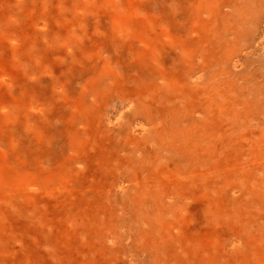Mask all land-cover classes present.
Returning a JSON list of instances; mask_svg holds the SVG:
<instances>
[{"label":"rangeland","instance_id":"374dc122","mask_svg":"<svg viewBox=\"0 0 264 264\" xmlns=\"http://www.w3.org/2000/svg\"><path fill=\"white\" fill-rule=\"evenodd\" d=\"M0 264H264V0H0Z\"/></svg>","mask_w":264,"mask_h":264},{"label":"bare ground","instance_id":"6f19581e","mask_svg":"<svg viewBox=\"0 0 264 264\" xmlns=\"http://www.w3.org/2000/svg\"><path fill=\"white\" fill-rule=\"evenodd\" d=\"M23 37H24V36H23ZM40 51H41V50H40ZM34 56H35V55H34ZM41 58H42V56H41ZM11 68H12V67H11ZM19 69H20V68H19ZM29 73H30V72H29ZM97 83H98V82H97ZM91 85H92V84H91ZM92 93H93V92H92ZM90 98H91V97H90ZM88 102H89V101H88ZM93 106H94V105H93ZM89 108H90V106H89ZM91 108H92V107H91ZM91 108H90V109H91ZM72 109H73V108H72ZM92 109H93V108H92ZM107 109H108V108H107ZM107 109H106V110H107ZM83 110H85V109H83ZM88 110H89V109H88ZM77 112H78V110H77ZM83 112H84V111H83ZM72 113H73V112H72ZM103 113H104V112H103ZM105 113H106V112H105ZM105 113H104V114H105ZM100 116H101V115H100ZM102 116H103V115H102ZM105 116H106V114H105ZM108 116H109V114H108ZM78 117H79V116H78ZM117 117H118V116H117ZM80 119H81V118H80ZM100 119H101V118H100ZM118 120H119V119H118ZM101 121H102V120H101ZM123 121H124V120H123ZM71 122H72V121H71ZM103 122H104V121H103ZM105 122H107V121H105ZM109 123H110V122H109ZM70 124H71V123H70ZM76 124H77V123H76ZM114 124H115V123H114ZM116 124H117V123H116ZM80 125H81V124H80ZM80 125H79V126H80ZM99 125H100V124H99ZM99 125H98V126H99ZM102 125H104V124H102ZM70 126H73V124L70 125ZM82 126H83V125H82ZM84 126H85V125H84ZM100 126H101V125H100ZM104 126H105V125H104ZM109 126H110V125H109ZM126 126H127V125H126ZM75 127H76V126H75ZM43 128H44V127H43ZM76 128H77V127H76ZM78 128H79V127H78ZM108 128H109V127H108ZM137 128H138V127H137ZM137 128H136V129H137ZM78 130H79V129H78ZM107 130H108V129H107ZM85 131H86V130H85ZM110 132H112V131H110ZM116 132H117V131H116ZM62 133H63V132H62ZM62 133H61V134H62ZM125 133H126V132H125ZM34 135H35V134H34ZM86 135H87V134H86ZM60 136H61V135H60ZM63 136H64V135H63ZM87 136H88V135H87ZM60 140H61V139H60ZM33 141H34V140H33ZM33 141H32V142H33ZM58 143H59V142H58ZM44 144H45V143H44ZM89 144H90V143H89ZM61 146H62V145H61ZM74 146H75V145H74ZM89 146H91V145H89ZM41 147H42V146H41ZM43 147H44V146H43ZM39 148H40V147H39ZM56 148H57V147H56ZM62 149H63V148H62ZM83 149H84V148H83ZM84 151H85V149H84ZM89 151H90V150H89ZM82 152H83V150H82ZM33 153H34V151H33ZM42 153H43V152H42ZM64 153H65V152H64ZM83 153H84V152H83ZM86 153H87V152H86ZM53 155H54V154H53ZM61 155H62V154H61ZM84 155H85V154H84ZM68 159H69V158H68ZM37 161H38V160H37ZM47 161H48V160H47ZM49 161H50V160H49ZM69 162H70V161H69ZM63 167H65V166H63ZM68 167H69V166H68ZM67 173H68V172H67ZM74 173H75V172H74ZM56 175H57V174H56ZM58 175H59V174H58ZM59 176H60V175H59Z\"/></svg>","mask_w":264,"mask_h":264}]
</instances>
